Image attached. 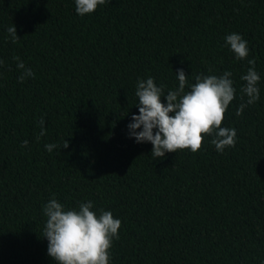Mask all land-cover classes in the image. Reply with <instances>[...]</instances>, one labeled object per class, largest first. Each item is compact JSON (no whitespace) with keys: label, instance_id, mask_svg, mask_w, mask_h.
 Returning <instances> with one entry per match:
<instances>
[{"label":"trees","instance_id":"obj_1","mask_svg":"<svg viewBox=\"0 0 264 264\" xmlns=\"http://www.w3.org/2000/svg\"><path fill=\"white\" fill-rule=\"evenodd\" d=\"M75 8L0 0V264H56L42 237L53 197L66 209L91 200L121 220L110 264H264V0ZM233 32L248 42L245 60L226 44ZM17 56L34 78L19 81ZM252 59L260 99L237 116ZM180 68L189 84L191 73L232 72L236 97L221 126L237 130L235 147L220 153L206 135L197 152L155 159L150 142L129 137L137 82L153 77L167 93Z\"/></svg>","mask_w":264,"mask_h":264},{"label":"clouds","instance_id":"obj_2","mask_svg":"<svg viewBox=\"0 0 264 264\" xmlns=\"http://www.w3.org/2000/svg\"><path fill=\"white\" fill-rule=\"evenodd\" d=\"M106 0H75V11L84 16L95 12ZM13 43L19 38L15 24L7 28ZM226 44L235 54L237 60H245L249 55L247 41L241 34L231 33L225 37ZM17 68L23 70L18 77L23 82L28 77L34 78L31 68L17 56ZM255 60H248L250 67L241 76L246 83L241 89L244 94L236 110V115L243 114L244 109L260 99L258 83L261 79L255 68ZM4 61L0 59V67ZM178 87L164 91L153 77L137 82L135 95L138 98V114H133L128 124L129 137L137 143L150 142L153 145L151 155L163 158L168 152L189 149L197 152L201 149L204 137L211 136V144L223 153L226 148L235 147L237 130L222 127L225 113L236 97V88L231 79L232 72L222 75L191 73L195 83L189 84L183 68L175 71ZM188 86L189 90H186ZM244 96L247 99H244ZM166 98V103L162 101ZM44 121H40L41 131L36 137L39 140L45 135ZM138 129H142L139 130ZM28 141L23 142L27 147ZM65 140L62 148H67ZM57 147L54 143L45 144L48 152ZM94 203L78 202L77 208L66 209L55 197L43 205L46 224L42 237L48 241V255L56 264H110L111 248L114 239H119L121 220L114 218L111 211L93 210Z\"/></svg>","mask_w":264,"mask_h":264}]
</instances>
